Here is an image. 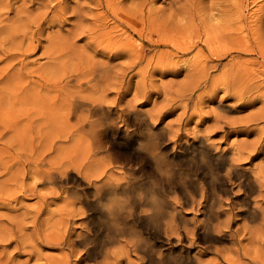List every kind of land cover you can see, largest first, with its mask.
Here are the masks:
<instances>
[{
    "label": "rangeland",
    "instance_id": "rangeland-1",
    "mask_svg": "<svg viewBox=\"0 0 264 264\" xmlns=\"http://www.w3.org/2000/svg\"><path fill=\"white\" fill-rule=\"evenodd\" d=\"M0 264H264V0H0Z\"/></svg>",
    "mask_w": 264,
    "mask_h": 264
},
{
    "label": "bare ground",
    "instance_id": "bare-ground-1",
    "mask_svg": "<svg viewBox=\"0 0 264 264\" xmlns=\"http://www.w3.org/2000/svg\"><path fill=\"white\" fill-rule=\"evenodd\" d=\"M224 46V45H223ZM250 48V47H249ZM102 104V103H101ZM69 105V104H68ZM70 105H72V103H70ZM69 105V107H68V109H70V106ZM82 106H85L86 107V111H88V113H89V115L88 116H86L84 119H82L81 118V120L79 119L78 120V122L75 124V129L76 130H78V131H80V132H82V133H84L85 134V137L87 136V146H88V154H89V157H91V156H95V155H98V154H103V155H105V157L109 160V162H111L112 160H113V150H115L114 148L115 147H113V145H112V143L110 142V140H108V136L106 137V130L108 129V127L111 125L110 124V122L108 121V119H105L104 117H97V118H94V115H95V113H97V111L99 110V109H101V107L99 106V105H97V104H93V103H81V104H79L78 106L76 105H74V107H72L71 109H72V111H76V109H78L79 107H82ZM82 111V110H81ZM83 113V112H82ZM87 113V114H88ZM67 114H69V113H67ZM78 114V113H77ZM100 114H102V112L100 113ZM74 115H76V114H74ZM77 116V115H76ZM123 116V115H122ZM121 118V117H120ZM67 120H69V119H67ZM123 119H121V120H119V121H122ZM117 121V120H116ZM119 121H118V123H119ZM75 123V122H74ZM130 123V122H129ZM126 124H127V122H126ZM69 125H71V124H69ZM123 126V125H122ZM118 127V126H117ZM120 127V129H121V126H119ZM127 127H128V124H127ZM70 128H71V126H70ZM129 128V127H128ZM112 130V129H111ZM129 131H131V130H129ZM113 132V131H112ZM116 132V131H115ZM109 134V133H108ZM112 134H114V132L112 133ZM78 135H79V133H78ZM77 135V136H78ZM81 135V134H80ZM153 135V134H152ZM114 136V135H113ZM115 137V136H114ZM111 138V137H110ZM109 138V139H110ZM113 138V137H112ZM158 138V137H157ZM73 139V138H72ZM115 140V139H114ZM112 141V140H111ZM62 142V141H61ZM148 142H150V141H148ZM116 146V145H115ZM80 147V146H79ZM118 147V146H117ZM120 148V147H119ZM144 149H145V147H144ZM121 150H123V149H121ZM127 151V150H126ZM129 151V150H128ZM127 151V152H128ZM84 152V151H83ZM126 152V153H127ZM148 152H151L150 150L148 151ZM120 153V152H119ZM125 153V152H124ZM140 153H138V155H139ZM103 155H101V156H103ZM131 155V154H130ZM141 155V157H142V155L143 154H140ZM83 156V155H82ZM121 157H123V156H121ZM130 157V156H129ZM149 157H150V155H149ZM100 158V157H99ZM105 159V158H104ZM134 159V158H133ZM147 159V158H146ZM152 159V158H151ZM118 160H120V158L118 159ZM149 160V159H148ZM153 160V159H152ZM119 163V162H118ZM144 165V164H143ZM126 166V165H125ZM117 167V166H116ZM121 168V167H120ZM59 170V169H58ZM89 170V169H88ZM136 171H138V169L136 170ZM58 172V171H57ZM51 173V176H53V177H55V178H57V179H60V180H63V173H65V175H67V174H69V172H68V170H64L63 172H62V174L61 173ZM132 172V171H131ZM211 172V171H210ZM99 174V173H98ZM72 176L74 177V175L72 174ZM69 178L70 179H72L71 178V176H69ZM126 178V177H125ZM53 179V178H52ZM75 179L76 180H80L81 181V178L80 177H78V176H75ZM74 179V180H75ZM102 179V178H101ZM132 179H135V178H132ZM67 179H65V181H66ZM73 180V179H72ZM100 180V179H99ZM98 180V181H99ZM50 181V180H49ZM83 181V180H82ZM90 181L92 182V180L90 179ZM116 181H118V180H116ZM61 182V181H60ZM59 182V183H60ZM67 182V181H66ZM70 182V181H69ZM73 182V181H72ZM71 182V183H72ZM96 182V181H95ZM90 183V182H89ZM117 183V182H116ZM139 183V182H138ZM63 184V183H62ZM78 184V183H77ZM84 184H88L87 182H85L84 181ZM118 185H116L115 184V187H113V188H110V190L111 191H116L119 187H122V186H125V185H127V182H124V183H121V184H119V182L117 183ZM68 185V184H67ZM70 185V184H69ZM95 185V184H94ZM96 185H98L97 183H96ZM133 185H135V184H133ZM143 184H141V186H142ZM250 185L253 187V185H252V183H250ZM95 187V186H94ZM251 187V188H252ZM126 188H128V187H126ZM139 188V187H138ZM255 188V187H254ZM75 189V188H74ZM87 189V188H86ZM85 189V190H86ZM120 190V189H119ZM124 190V189H123ZM133 190H134V188H133ZM137 190V189H136ZM142 190V189H141ZM250 190H252V189H250ZM84 191V190H83ZM140 191V190H139ZM253 191V190H252ZM149 192V191H148ZM87 193V192H86ZM99 193V192H98ZM139 193V192H138ZM75 194V193H74ZM149 194V193H148ZM151 194V193H150ZM75 195H77V194H75ZM88 195V194H87ZM107 196V195H106ZM123 196H125V195H123ZM153 196V195H152ZM108 197H109V195H108ZM251 197V196H250ZM87 198H88V196H87ZM95 198V197H94ZM140 198V197H139ZM154 198H155V196H154ZM80 199H81V201L83 202L84 200H83V198H81L80 197ZM105 199V198H104ZM107 199V198H106ZM156 199V198H155ZM147 200V199H146ZM86 201V200H85ZM89 201V200H88ZM94 201V200H93ZM103 201V200H102ZM146 202V201H145ZM158 202V201H157ZM81 203V202H80ZM88 203H90V202H88ZM91 203H92V201H91ZM144 203V202H143ZM142 203V204H143ZM148 203V202H147ZM151 203H154V202H152V200H151ZM159 203V202H158ZM166 203V202H165ZM154 204H156L157 205V203H154ZM159 209V210H158ZM143 210V209H142ZM150 211V210H149ZM155 211H156V209H155ZM157 211L159 212L160 211V208H157ZM133 213V212H132ZM147 213V212H146ZM133 216H134V214H132ZM142 215V214H141ZM139 217H141V216H139ZM156 219V218H155ZM90 231H88L87 233H89ZM135 233V232H134ZM82 236V235H81ZM140 238V237H139ZM83 240H85V238L83 239ZM87 240V239H86ZM85 240V241H86ZM89 240V239H88ZM138 240H140V239H138ZM81 242V241H80ZM132 243V242H131ZM84 244V243H83ZM90 245V244H89ZM95 248V247H94ZM93 248V249H94ZM88 249V248H87ZM151 255V254H150ZM150 258V257H149ZM151 259V258H150ZM158 261H161V260H157L156 262H158Z\"/></svg>",
    "mask_w": 264,
    "mask_h": 264
}]
</instances>
